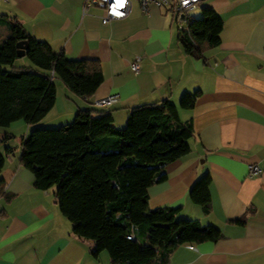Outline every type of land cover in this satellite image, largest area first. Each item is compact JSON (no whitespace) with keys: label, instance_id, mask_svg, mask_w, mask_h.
I'll list each match as a JSON object with an SVG mask.
<instances>
[{"label":"crops","instance_id":"obj_1","mask_svg":"<svg viewBox=\"0 0 264 264\" xmlns=\"http://www.w3.org/2000/svg\"><path fill=\"white\" fill-rule=\"evenodd\" d=\"M203 9L220 17V42L202 44L193 58L178 42L175 17L154 5L145 15L132 0L126 17L102 24L103 9L84 10L83 0H0V16L19 22L31 39L71 60H97L103 75L87 99L55 78V103L41 122L0 129V264H110L105 252L93 256V241L72 234L55 188L34 187L32 172L19 161L21 139L34 128L68 124L87 108L110 113L114 127L122 129L130 110L162 101L177 107L194 136L189 153L167 164L165 180L149 187L148 208H180L178 219L221 234L216 242L177 246L164 264H264V0H200L189 14L192 21ZM135 57L137 73L129 68ZM193 93L198 96L192 108H180L182 96ZM113 95L116 103L96 104ZM22 126L17 144L15 131ZM5 147L13 153L6 155ZM250 164L260 168L259 176L248 175ZM205 174L207 214L188 199Z\"/></svg>","mask_w":264,"mask_h":264},{"label":"trees","instance_id":"obj_2","mask_svg":"<svg viewBox=\"0 0 264 264\" xmlns=\"http://www.w3.org/2000/svg\"><path fill=\"white\" fill-rule=\"evenodd\" d=\"M7 36L0 40V129L23 121L32 126L53 108L54 79L74 95L87 99L103 81L97 60H71L30 38L22 25L0 16ZM220 17L203 9L178 42L193 58L200 47L219 44ZM25 41L32 67L13 66L16 44ZM198 93L185 94L179 107L192 108ZM190 123L181 122L168 101L133 108L116 129L110 113L78 110L72 122L55 129H31L21 139V166L33 174L38 190L55 188L62 216L79 240L94 242L93 256L107 252L110 264H164L171 251L185 243L216 242L220 231L198 221L178 219L180 208H148V189L165 180L164 167L190 151ZM5 154L13 149L5 147ZM5 158L0 154V174ZM0 178V192L2 190ZM210 177L191 186L188 199L203 214L209 211ZM133 237L134 240H131Z\"/></svg>","mask_w":264,"mask_h":264},{"label":"built area","instance_id":"obj_3","mask_svg":"<svg viewBox=\"0 0 264 264\" xmlns=\"http://www.w3.org/2000/svg\"><path fill=\"white\" fill-rule=\"evenodd\" d=\"M132 0H126L123 8L116 9L117 12L122 13L119 18L112 11L115 0H83V8L86 10L88 7L100 6L103 9V14L100 17L101 23L106 24L110 21H115L126 17L130 10ZM139 3L140 10L143 14H147L149 6L154 5L162 8L171 13L176 20L178 31H188L187 25L189 23V14L200 4V0H136ZM140 57H135L130 63L129 68L133 73H137L140 69ZM117 102L116 96H108L96 102L98 106H108ZM248 175L257 177L261 174L260 168L256 164L247 166ZM134 240L133 237H130Z\"/></svg>","mask_w":264,"mask_h":264},{"label":"rangeland","instance_id":"obj_4","mask_svg":"<svg viewBox=\"0 0 264 264\" xmlns=\"http://www.w3.org/2000/svg\"><path fill=\"white\" fill-rule=\"evenodd\" d=\"M189 21H192L191 17H190ZM7 34L8 33H7L6 29L3 28V27H0V40H2L4 37H6ZM13 66H15L16 68H23V67L26 68V67H32V64L29 61V59L26 56H24V57H21V58H17L15 60L14 64H13ZM58 127H52V128H50V127H41L40 129H55V128H58ZM15 132H16L15 133L16 134V143L18 144L19 137L22 135V133L25 132V127L22 126L21 128L17 129ZM105 253H107V252L105 251Z\"/></svg>","mask_w":264,"mask_h":264},{"label":"water","instance_id":"obj_5","mask_svg":"<svg viewBox=\"0 0 264 264\" xmlns=\"http://www.w3.org/2000/svg\"><path fill=\"white\" fill-rule=\"evenodd\" d=\"M27 51V43L25 41L19 42L16 44V56L17 58H21L25 56ZM10 157H7L9 160Z\"/></svg>","mask_w":264,"mask_h":264},{"label":"clouds","instance_id":"obj_6","mask_svg":"<svg viewBox=\"0 0 264 264\" xmlns=\"http://www.w3.org/2000/svg\"><path fill=\"white\" fill-rule=\"evenodd\" d=\"M125 3H126V0H123V6H120L121 0H115V4L112 7V11L116 15L117 18H119L120 16H122V13L117 12L116 9L123 8L125 6Z\"/></svg>","mask_w":264,"mask_h":264},{"label":"snow or ice","instance_id":"obj_7","mask_svg":"<svg viewBox=\"0 0 264 264\" xmlns=\"http://www.w3.org/2000/svg\"><path fill=\"white\" fill-rule=\"evenodd\" d=\"M120 6H123V0H121V4H120Z\"/></svg>","mask_w":264,"mask_h":264}]
</instances>
